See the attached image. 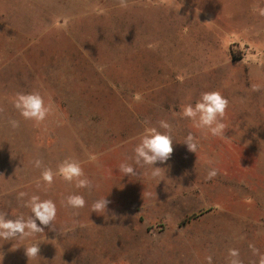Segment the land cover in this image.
<instances>
[{"label": "rangeland", "instance_id": "rangeland-1", "mask_svg": "<svg viewBox=\"0 0 264 264\" xmlns=\"http://www.w3.org/2000/svg\"><path fill=\"white\" fill-rule=\"evenodd\" d=\"M242 1L128 0V7L122 9L117 0H74L69 17L61 20L59 16L57 34L43 36L41 41L46 88L42 96L51 105V114L41 122L43 130L22 136L16 128L2 131L0 116V211L9 218L27 217L31 212L24 205L32 195L51 199L57 207L55 230L37 221L43 233L23 240L0 239V250L14 245L25 252L26 246L39 243L41 254L46 255L42 264L49 259L53 264H208V257L212 264H229V251L234 249L241 264H261L264 35H253L259 30L254 14L251 21L248 17L241 21V29L224 27L226 14ZM250 1L263 7L264 0ZM152 41L165 44L167 50L141 48ZM78 47L83 48L76 51ZM66 50H73L74 60H83V75L73 78L66 73L69 59L65 55L70 54ZM86 55L102 65L95 74L88 73ZM51 65L65 72L44 73ZM137 67L151 82L141 81ZM253 85L260 90L253 91ZM67 88L74 99H60ZM209 91H219L229 100L223 118L225 138L174 115ZM162 110L169 112L164 119L176 128V138L170 159L155 164L162 170L151 187L122 186L116 198L122 211L91 212L96 200L114 199L113 187L119 180L108 175L104 165L85 164L91 159L87 151L95 155L109 144L122 143L124 153L116 157L119 167L131 157L129 143L140 132L137 126L145 121L156 125L160 118L156 114ZM46 126L54 130L46 131ZM189 133L196 138V153L182 143ZM17 140L23 142L14 144ZM68 157L80 162L93 182L91 190L73 189V183L59 175L50 186L43 182V169L55 172ZM36 160L42 161L40 168L35 167ZM212 168L217 175L209 180ZM99 175L102 194L96 187ZM20 192L27 195L19 198ZM71 194L82 195L86 201L78 216L61 203Z\"/></svg>", "mask_w": 264, "mask_h": 264}, {"label": "crops", "instance_id": "crops-1", "mask_svg": "<svg viewBox=\"0 0 264 264\" xmlns=\"http://www.w3.org/2000/svg\"><path fill=\"white\" fill-rule=\"evenodd\" d=\"M73 3L74 0H0V91L2 102L0 105V116L2 115V131H6V129L11 128V125L9 124L10 119L19 121V127L16 129H18L20 135L26 131L35 133L43 130L42 123L37 124L31 120H24L15 109L13 101L18 93L39 92L42 95L43 90H46L45 86L42 85V37L47 35L54 36L57 34L60 21L63 20V17L67 19L72 13ZM59 4L61 6H59ZM254 5V2L251 3L250 0H248V2L243 0L240 7H236L235 11H229L226 14L224 27L229 29L234 26H243L241 21L247 20L246 17H248L251 21L250 15L254 14L253 21L259 30L253 35H264V15L260 14V10L264 9V1L263 7L261 6V2L258 3V6ZM196 11L199 12L198 10ZM59 16H61L60 21ZM200 17H202L201 14ZM211 17L212 16H209V18ZM209 22L210 27L215 30L216 26L211 24V21ZM217 28L221 27L217 26ZM238 29L241 28L238 27ZM152 34L154 35L153 31ZM153 41L145 44L141 48L160 53L167 50L168 47L165 44L159 46L155 45ZM149 44H153L155 47L150 49L148 47ZM55 48L60 47L55 46ZM82 48L83 47H78V49L76 48L75 50L80 51ZM86 50L90 51L89 49ZM58 51H64V49H58ZM31 52H33V55ZM66 52L70 53L65 55L66 59H69L65 65L67 71L66 73L69 72L71 77L74 75H83L84 71L80 69H86L83 60H74L73 50H66ZM86 57L87 68L89 69L88 73L92 72L95 74V70L101 68L102 65L98 61L91 59L90 55H86ZM82 63L84 65L79 66ZM51 64H56V62H52ZM60 67V65H57V68ZM49 68L50 70L44 71V73H55L56 75H61L65 72L61 70L56 71V68L53 65L49 66ZM136 70L137 75L142 74L141 69H138L137 67ZM73 78L76 77L74 76ZM141 78H144L141 81L145 83L151 82L150 76L147 73H143ZM59 97L63 100L74 99L69 88H67L65 93ZM47 99H52V97H47ZM156 115L160 117L158 118L159 121L166 120L164 117L169 116V112L162 110ZM149 124L152 126H158V124ZM145 126V124L137 126L140 132L137 133L136 136L132 137L130 141L131 143H129L131 148L128 149V154L131 157L134 155L133 149L136 144L139 143L140 134L143 132ZM48 130H54V128L46 126V131ZM161 131L163 130L161 129ZM175 131L176 128L172 126L173 138H176V135L173 134ZM34 139L38 142V147H41L40 137L35 135ZM21 142H23V140H17L14 144H21ZM2 144H7V141L3 140ZM111 145L112 144L107 145L103 150H98L95 152V155L87 151L88 157H91V159L86 160L85 164L99 163L104 165L109 170L108 175L112 174L117 177L119 181L116 185L114 184L113 187L115 193L114 199L109 201L106 212H120L122 211L121 205L119 199L116 198L120 196L122 186L129 184V187H133L137 190L148 189L153 183L154 176L151 174V167L137 166L132 160H130V163L133 164L139 174L134 176H125L124 173L119 171V167H116L118 164L116 157L124 153L123 144L121 143L119 146L116 144L113 147ZM92 157L95 159H92ZM89 177L92 178V175H89ZM102 180V175H99V183L96 186L98 194H102L104 192L101 191ZM148 180L149 182H147ZM72 187L74 189V183L72 184ZM19 248L14 245H9L3 250H0V264H42L41 261L43 257L46 256L39 252V256L29 259L26 252L17 251ZM49 260L50 262L47 264H53L51 259Z\"/></svg>", "mask_w": 264, "mask_h": 264}, {"label": "clouds", "instance_id": "clouds-1", "mask_svg": "<svg viewBox=\"0 0 264 264\" xmlns=\"http://www.w3.org/2000/svg\"><path fill=\"white\" fill-rule=\"evenodd\" d=\"M117 3L122 9L128 7V0H117ZM260 14L264 15V9L260 10ZM148 47L153 49L155 45L149 44ZM259 90V85H253V91ZM136 98H140L139 94H136ZM13 105L24 120H31L37 124L43 122L51 112V105L46 104L43 96L39 92L18 93L14 98ZM228 106L229 100L219 91H209L201 93L200 98L195 104L189 103L183 105L180 111L174 115L190 119L195 127L206 130L212 136L225 138L224 133L227 125L223 122V118L225 117ZM9 124L14 129L19 127L18 120L10 119ZM144 124L146 126L140 134L139 143L133 149L134 155L128 157L119 165V171L124 173L125 176L139 174L133 164L129 163L128 160L134 161L135 165L140 167H151V174L158 176L162 168L154 167V165L157 162H166L173 154L174 140L172 136V125L165 120L158 121V126H152L148 121H145ZM182 143L186 144L189 151L196 153L197 141L191 133L185 137ZM92 159L95 158L92 157ZM41 166L42 161L36 160L35 167L40 168ZM57 175L66 182L74 183L76 188H87L91 190L94 186L93 182L86 177L80 162L71 157L65 158L60 162L55 172L51 168H44L41 172L43 182L49 186L53 183ZM216 175L217 171L212 168L206 178L210 180ZM37 186L39 187V185ZM26 195L27 193L20 192L19 198H23ZM61 203L64 207L73 210V216H78V210L86 206L84 197L79 194L68 195ZM108 204L109 201L106 197L100 198L91 205V212L97 214L106 212ZM24 206L29 208L31 212L27 217L18 215L15 218H9L7 213L0 211V239L5 241H12L14 239L23 240L33 237L35 234L43 233L44 228L38 226L37 221H39L40 225H51L52 229L55 230L53 223L56 220L57 207L53 200H42L38 195H32ZM39 245V243H33L25 247V252L29 259L39 256ZM238 255L237 250H230L229 256L232 259L229 261V264H241V261L237 259ZM207 259L208 264H212L211 257ZM261 264H264V258H262Z\"/></svg>", "mask_w": 264, "mask_h": 264}]
</instances>
